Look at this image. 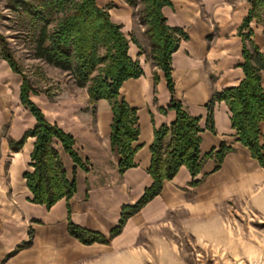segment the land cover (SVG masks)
I'll list each match as a JSON object with an SVG mask.
<instances>
[{"label": "crops", "instance_id": "0c3cea01", "mask_svg": "<svg viewBox=\"0 0 264 264\" xmlns=\"http://www.w3.org/2000/svg\"><path fill=\"white\" fill-rule=\"evenodd\" d=\"M96 1L122 24L130 40L129 54L144 70L120 88V96L137 111L136 165L124 172L119 169L121 156L111 144L114 115L110 102H90L88 86L65 80L66 72L55 69L59 87L52 93L31 91L30 98L50 122L74 136V150L82 165L56 140L69 177L75 169L77 191L50 208L32 202L24 173L33 170L30 162L36 137H27L19 150L12 148L11 141L20 142L37 120L21 100L23 75L0 55V264H59L67 254L79 252L82 243L68 229L69 207L75 224L109 234L118 225L123 207L135 204L153 183L148 171L151 145L155 130L176 119V110L170 107L173 96L190 115L200 118L204 129L200 132L201 151L211 155L195 177L197 184H192L190 170L181 166L174 178L165 180L161 193L132 215L111 242L138 235L140 224L159 220L181 207L206 217L226 199L248 197L264 184V167L239 141L225 101L215 103L213 128L208 124L212 94L238 85L245 77L244 39L239 29L249 14L250 0H170L162 7L166 23L187 35L172 54L174 93L165 71L150 53L148 26L136 24L134 8L125 0ZM249 30L264 54V18L254 17L243 33ZM261 73L264 87V69ZM260 140L264 141V122L260 123ZM222 143L231 150L218 166L216 152ZM30 240L28 246H22Z\"/></svg>", "mask_w": 264, "mask_h": 264}, {"label": "trees", "instance_id": "16d2710c", "mask_svg": "<svg viewBox=\"0 0 264 264\" xmlns=\"http://www.w3.org/2000/svg\"><path fill=\"white\" fill-rule=\"evenodd\" d=\"M136 5V0H127ZM147 14L144 24L151 43V55L165 71L168 87L172 93V54L178 49L179 42L187 35L179 27L166 23L162 12L170 0H146ZM249 14L244 18L239 33L244 39L243 56L245 77L236 86L214 92L208 104V124L213 128L214 106L217 101H225L232 112V126L239 135V141L248 147L252 156L264 167V141L260 140V123L264 122V87L262 70L264 54L251 39L249 28L254 17L261 18L264 0H250ZM14 9L20 6L30 15L33 30L34 56L64 72H68L79 86H88L90 102L107 99L113 110L111 144L121 158V172L134 167L136 148L133 142L138 138L140 129L135 108L120 96L123 82L129 78H138L143 73L139 60L129 54L130 40L122 31V24L115 22L106 8L100 7L96 0H14ZM61 13V16H60ZM59 16H56V15ZM0 55L6 59L14 71L21 73L18 64L5 43L0 45ZM23 75L21 100L33 115L37 124L26 132L20 142L11 141L12 148L19 150L27 137H36L31 153L32 171L24 173L28 187L32 192L30 199L34 203L52 207L62 198L69 200L77 191L75 169L73 176L68 172L55 147L59 140L64 150L74 162L82 161L74 150L75 138L65 132L57 123L50 122L44 112L31 100L30 93L36 90L27 76ZM157 79V77L155 78ZM171 108L176 110V119L171 124H164L155 130L151 145L152 161L149 173L153 178L141 198L133 205L122 209L121 218L109 234L91 231L75 224L71 219L69 207V233L84 244L95 242L107 244L119 235L127 220L140 211L148 202L159 195L165 180L175 177L181 166L185 165L194 178L199 180L203 161L208 155L201 151L200 118L190 115L174 96ZM231 149L222 143L216 152L220 166ZM31 240L22 246H28Z\"/></svg>", "mask_w": 264, "mask_h": 264}, {"label": "rangeland", "instance_id": "374dc122", "mask_svg": "<svg viewBox=\"0 0 264 264\" xmlns=\"http://www.w3.org/2000/svg\"><path fill=\"white\" fill-rule=\"evenodd\" d=\"M13 3L0 0V45H7L36 90L52 93L61 82L53 71L59 68L34 56L31 17ZM146 5V0L131 5L136 24H144ZM66 74L65 80H75ZM111 241L81 242L80 251L67 254L59 264H264V184L248 197L226 199L206 217L181 207L140 224L138 235Z\"/></svg>", "mask_w": 264, "mask_h": 264}]
</instances>
